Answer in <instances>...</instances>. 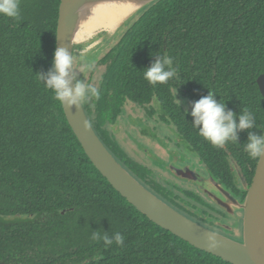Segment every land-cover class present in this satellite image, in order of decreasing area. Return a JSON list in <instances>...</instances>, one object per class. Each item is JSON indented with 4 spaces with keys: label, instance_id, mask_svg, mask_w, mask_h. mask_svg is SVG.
<instances>
[{
    "label": "trees",
    "instance_id": "obj_1",
    "mask_svg": "<svg viewBox=\"0 0 264 264\" xmlns=\"http://www.w3.org/2000/svg\"><path fill=\"white\" fill-rule=\"evenodd\" d=\"M59 3L19 0V19L0 14V264H231L149 220L84 152L54 90L46 88L55 73ZM94 60L104 71L97 85L85 86L99 95L87 92L83 108L109 151L147 187L153 184L143 175L151 171L132 170L141 164L105 128L126 102L156 101L148 115L161 111L213 173L221 164L212 157L224 149L200 135L202 124L177 102V92L192 106L211 94L225 113L247 111L264 136L256 82L264 74V0H156ZM157 61L174 75L152 84L144 72ZM79 77L76 83L84 84ZM149 187L159 194V185ZM117 234L122 246L114 242Z\"/></svg>",
    "mask_w": 264,
    "mask_h": 264
},
{
    "label": "water",
    "instance_id": "obj_2",
    "mask_svg": "<svg viewBox=\"0 0 264 264\" xmlns=\"http://www.w3.org/2000/svg\"><path fill=\"white\" fill-rule=\"evenodd\" d=\"M135 1L137 12L156 0ZM88 2L89 0H60L58 7L55 52L63 49L71 58L72 63L67 69L65 79L73 97L77 84L73 65L76 46L74 35ZM256 82L264 97V74H260ZM62 108L73 133L92 164L121 196L149 220L190 245L231 264H264V154L258 158L253 180L241 202L233 199L224 189L220 190L221 187L203 185V188L214 194L215 199L223 205L227 206L231 200L238 202L237 207L243 211V215L241 237L235 238L187 216L140 182L99 138L86 115L81 98H76L75 103L71 105L65 99ZM175 170L182 177L196 179L188 170L180 168Z\"/></svg>",
    "mask_w": 264,
    "mask_h": 264
},
{
    "label": "flooded vegetation",
    "instance_id": "obj_3",
    "mask_svg": "<svg viewBox=\"0 0 264 264\" xmlns=\"http://www.w3.org/2000/svg\"><path fill=\"white\" fill-rule=\"evenodd\" d=\"M177 102L183 104L185 101ZM188 103L187 111H189L191 116L194 117L192 115L193 106L190 101H188ZM160 112L156 114L159 119L158 124L162 126V129L157 131V133H155V131L150 132L151 134L155 133V135H150L152 142H159V144L156 145V148L154 147L152 152L155 159L152 160V157H150L152 161L148 159L151 164H147V169L153 171V168L156 167L159 172L161 171L171 174L186 186L181 188L177 183L175 184L176 188H181L183 195H180L165 184L152 180V172L144 173L143 178L147 183L150 181L153 185H148L147 187L144 183L143 184L149 189V186L153 187L155 184L159 185L158 196L174 208L196 221H202L210 228L229 236L240 238L241 217L243 211L237 207V204L245 198L247 188L253 180L258 162V158H251L245 149L246 145L250 142V134L259 138L260 130L257 122L252 124L249 129L244 130L243 133L236 129V139L228 140L230 148L225 144L220 145L224 149L221 157H212L214 162L220 160L218 163L221 165L219 169L220 171L218 172H220L221 176H219L218 174H215L218 172L213 173L191 148L185 146L175 127L172 126L174 131L163 129V127L170 125L164 122ZM241 116L242 114L233 113L234 120L240 119ZM240 134L243 135L242 139L239 138ZM155 161L159 162V164H155ZM136 162L139 163L138 161ZM225 167L228 168V172L225 171ZM178 168L192 172L196 179H189L178 175L175 170ZM205 184L212 185L213 187H221L222 189L220 190L223 191L224 189V191L228 192L231 197L238 202L236 203V201L231 200L228 202L227 206L219 203L218 200L215 199L214 194L206 188H203V185ZM188 194L192 196H189ZM196 196L200 198L198 201L195 200ZM225 213L230 217H227ZM235 223H237L238 226H235ZM235 230H237V237L232 234Z\"/></svg>",
    "mask_w": 264,
    "mask_h": 264
},
{
    "label": "rangeland",
    "instance_id": "obj_4",
    "mask_svg": "<svg viewBox=\"0 0 264 264\" xmlns=\"http://www.w3.org/2000/svg\"><path fill=\"white\" fill-rule=\"evenodd\" d=\"M139 14L140 10L133 13L128 21L124 23L123 26L118 28V32L115 35L113 34L114 37L111 39H105V31H100L97 35H93L90 41L84 40L81 46L76 44V46H74L75 51L73 55L75 78L77 74L80 76V80L82 78L84 81V85L87 82L97 85L100 81L105 66L97 61L95 62L94 59L98 57L100 58L107 50L114 46L122 33L125 31L126 25L133 22V20H135ZM100 38L102 39L100 40ZM94 41H96V43ZM177 101H185L182 105L185 109H187L189 103L183 99L179 92H177ZM151 106L157 109L156 101H152L149 105H146V107L139 106L132 102H126L124 105V110L118 116L116 123L105 125V128H107L111 135L117 140L116 142L124 151L125 155L131 158V161H138L139 164H141L142 167L138 166L137 164L136 166L132 165L130 167L132 170L148 171L147 164H151L150 161L155 159V156L152 155V152L154 147L156 148V145L159 144V142H152L150 135H155L157 131L162 129V126L158 124L159 119L156 113L152 116L148 115L147 109H149ZM163 129L174 131L172 125L165 126ZM152 131H155V133L151 134L150 132ZM150 157H152V160ZM148 159H150V161H148ZM155 164H159V162L155 161ZM151 172V176L157 182L165 184L170 189H173L180 195H183L181 188H184V186H186L185 184L167 172H159L156 167H154L153 171ZM176 183L181 188H176ZM225 215L230 217L226 213ZM235 226H238L237 223H235ZM234 233L232 234L237 237V230H235Z\"/></svg>",
    "mask_w": 264,
    "mask_h": 264
},
{
    "label": "clouds",
    "instance_id": "obj_5",
    "mask_svg": "<svg viewBox=\"0 0 264 264\" xmlns=\"http://www.w3.org/2000/svg\"><path fill=\"white\" fill-rule=\"evenodd\" d=\"M0 14L9 18L19 19V0H0ZM71 63V58L65 50H57L54 56L55 73L50 74L46 88L54 90L55 99L61 104L67 99L69 105H71L75 103L76 98H84L86 102L87 92H90L92 97H98L99 91L97 87L88 86L86 92V86L82 83L76 84L75 96L73 97L72 92L68 88V81L65 79L67 69ZM164 64H171V60L165 59ZM173 75L172 71H164L163 65L159 61L155 62L150 69L144 72V78L152 84L156 82L164 83ZM192 115L196 118V124H202L200 135L217 147L229 139L235 140L237 128L245 129L252 126V118L247 111L240 117L239 124H237L234 121L233 113H225L224 105L218 104L211 94L201 98L194 104ZM249 141L245 150L251 158H259L264 154V136L258 138L250 134ZM97 238L96 235L92 236L94 240ZM114 242L116 245L122 246L124 237L117 234ZM112 243L113 241L106 240V244L111 245Z\"/></svg>",
    "mask_w": 264,
    "mask_h": 264
},
{
    "label": "bare ground",
    "instance_id": "obj_6",
    "mask_svg": "<svg viewBox=\"0 0 264 264\" xmlns=\"http://www.w3.org/2000/svg\"><path fill=\"white\" fill-rule=\"evenodd\" d=\"M137 8L135 0H89L84 16L77 25L75 45L81 46L84 40L90 41L93 35L100 31H105V39L113 38L118 28L123 26L124 21H127Z\"/></svg>",
    "mask_w": 264,
    "mask_h": 264
}]
</instances>
